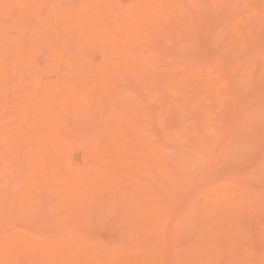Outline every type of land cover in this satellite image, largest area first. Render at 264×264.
<instances>
[{"label":"rangeland","instance_id":"1","mask_svg":"<svg viewBox=\"0 0 264 264\" xmlns=\"http://www.w3.org/2000/svg\"><path fill=\"white\" fill-rule=\"evenodd\" d=\"M71 1L70 0H44L43 7H44V10L45 9L47 10L49 7H51L50 4L53 2H55L56 6H58L59 3H61L60 6H70ZM74 1L76 2L75 5H80L81 3H89L93 0H74ZM114 1L119 5V7H121V10H119L118 12L115 13V14H118L119 19H123L126 16V13L128 14V12H126V11H129V9H131V7L135 4V2L139 3V0H114ZM223 1L224 2H222V0H220V1L218 0V2H217V0L216 1L212 0L211 4L213 7H210V8H209V6L211 4H210L209 0H208V3H205V4H202L199 2L200 3L199 5H197V4L195 5V3H196L195 2L193 5L196 7L191 6L192 5L191 4L190 5L191 8H188V6H189L188 5L187 10H188V12L191 10L189 13L192 14L191 16H192V19H194V20L191 21V20H187V18H186L183 21V20L179 19L178 21L180 22V20H181V21H183V23H178V24L176 23L177 26H175L176 25L175 24L174 25L175 27H173V29L169 31V35H170L169 36L170 38H168L169 40L166 39L167 37L155 36V35L159 34L158 31L160 30V28H157L152 36H148V37H145V39L142 38V39L138 40L137 42L138 43L140 42V44L130 43V40L125 41L124 38H123L124 41H122L123 39L120 40V38H119V40L122 42H120L118 40L120 43H117V44H119L118 46L121 45V47H123V48H124V45H126V47L129 45V47H130L129 50H132V51H129L128 48H126L128 51L127 54L129 55V57H132L134 54L136 55L135 57L140 55L141 57L139 56V58L143 59V60L146 59L147 57L148 58L151 57L152 58V59L150 58L152 60L151 62H154L153 64L150 63V65H147L148 67H146V68L144 67V71H143L142 75H141V72H136V77H134L135 75L131 74L130 72L127 74H123L125 77L123 75H120V76L116 75L117 77L113 78L114 82H112L113 84H111L113 87L116 86L115 87L116 91H120V90H123V91L125 90V92L128 91L129 93H127V94L129 96L128 95L127 96L128 97L131 96L130 98H132V99L133 98L137 99V97L139 96L138 100H137V101H139V103H137V101H135L134 99L133 100L137 104L133 105L131 103L133 105V108H134V109H132V106H130L132 111H134L132 113L136 112V114H137V112H138L137 117H136L138 119L137 121H139V118L142 116L145 118V119L141 118L140 122H138V123L141 124V122H143L144 123V124L142 123L143 125L146 124V126L148 128L151 127V128H149L150 133L147 134V136H148L147 140L146 139L144 140L145 143H144V141H141V142H143L144 146H146L147 149H149V148H151L150 147L151 145L157 144V143L161 144V141H163V145L166 144L164 149H167V151L164 150L165 151L164 153L167 155V156L165 155V161H166L165 162V168L167 167L168 170L170 169V171H172L173 169L176 168L175 167V166H177L176 160H178V158L179 159L182 158L181 160H185L184 165L186 166L192 160V155H196L197 153H199L201 155V160H199V162H196V164L194 165V168L192 167L193 169H191V171H190V169L188 170L190 172V174L188 172V174L190 176L189 175H187V176H189V177H186L184 175H179V177H176V178H178V180L175 179L176 183H175V181L173 182V184L175 183L174 187L176 186V184L179 185V187L182 186L181 187L182 189H179L180 193L177 190L174 194L171 193V197H170V196H166L167 194L166 195L163 194L164 196L162 194L159 195L161 193L159 191L157 192L158 194L151 192L152 194H150L148 197L145 196V197L141 198L142 199L141 201L137 200V202H136V200L132 201L130 199V200H128L129 202L126 201L124 203V206H125L124 208H125V211L127 212V214L132 212L133 209L137 210L139 208L137 205L141 206L143 204L144 205L146 204L148 206L149 204H151V205L153 204L155 206L156 203L160 204V205H158V210L160 211L161 215L164 217L163 220L165 219L164 221L167 224V226H166L167 229L165 227H162V226H164L163 224H160V227L158 226L159 230L156 229V233L154 232L155 234L153 235L152 232L154 231L155 228H152L151 221L150 222L148 221L150 224L147 221H146V223H144V221L147 219V217H145L144 215H143L144 218L141 217L142 214L139 215V218H141V219L137 218L138 215H136L137 219L136 218L132 219L129 217V214H128V216L126 214L125 216H123L124 219L123 218L121 219L120 217H122V215H124L125 212L124 211L120 212V213L116 212L118 205H117L115 199H114V201L112 200V202H110V204H109V199L103 200V198L104 199L106 198L103 195L107 196L106 193L101 194L99 196V201H102L104 203V206H103V209L105 210L104 214L100 213L98 207H94L92 209H89L87 207L88 201L85 203V205H83V202H81L82 203V211H79V209H81V204L79 205L78 203H80V202L77 203L78 205H73V204H75V202L77 200L72 201L73 204L72 205L70 204V206H68L69 204H67V206H63V204L61 203L62 206L60 208L56 207V209H55L56 212H54L53 208H55V205H57V201H58L57 196H56V195H58V191H56V193L52 194L53 191L50 192V190L48 189V191H49L48 192V191H46V189H47L46 188L45 190L41 191L40 197H43L44 194L46 196L47 193H49V194L51 193V194L49 195V197L47 195V197L44 196L45 198L43 197L40 200V204L42 201V204H44V206L39 205L40 206L39 208L42 211H40L38 209L34 213V214H36V216L38 215L37 216L38 218L36 216H34L33 213L27 214L24 211H23L24 213H22L18 208L19 203L16 202L17 206H15L16 204H14L15 203L14 201H13V204H11L12 202L10 200L14 198V196H15L14 194H13L14 196L12 198V196H10L11 194L9 193V197H10L9 200H7L8 196L6 194H4L6 197L3 196L0 199L3 202L2 204H0V215H2L4 212L5 213L3 215H5V214L6 215L0 216L2 218V219L0 218L1 224L4 223V224H2L3 227L0 226V228L3 229V231H1L2 229L0 230V238L12 236L14 234L18 235L19 237H21L22 235H25V236L29 235L33 239L40 242V246H39L40 248H38V250L41 252L40 256L42 254V258H43V253L47 252L48 245L50 247L51 246H53V247L62 246L64 248L68 247L67 243L73 242V240L68 239L69 238L68 234L71 232L70 230H72V233L75 232V234H76L78 232V237L76 236V238L79 239V236H81L80 239L85 240L93 250L95 249V252H97V254H99V255L101 254L104 256V253H105V255H106V253H108V255H106V256L108 258L110 257L109 259L114 262L113 264H120L119 262H117V260H118L117 256H119L118 255L119 252L121 253L123 251L122 250L118 251V248L119 249H123V248L125 249L126 246H128L126 248L128 251L129 250L132 251V252L129 251V252H131V255L134 252H137V254L141 253L145 259L144 260L145 262L143 260H141V262L137 261L138 263L135 260L136 263H134V264H143L142 262H144V264L145 263L146 264L147 263L148 264H152V263L155 264L156 262H158V260H156V258L154 260L155 262L152 261L150 263V261H149L150 260L149 259L150 254L152 252H154L152 250L156 247H158V249L160 248L159 250L157 248H156L157 250L154 249L155 250L154 253L158 252V254H156V257L158 255V257L162 256V258L161 257H160V259L158 258L159 260H165L166 259L162 263L158 262L156 264H163L164 262L166 264H168V263L170 264V262H172L171 264H176V263L177 264H180V263L181 264H191V262H194L195 264H198L200 262L202 264V262L204 260L207 261L206 263L204 261L205 264H207L208 262H211V264L212 263L213 264H237L238 258H241V257H242L241 260L239 259V264H240V261H241V263L244 262L245 264L249 263L248 261H250L249 264H262L263 263V262L256 263L257 261L256 262L254 261V255L256 256V259H257V257H259V255L261 254L259 258H260V260L262 259V261H264V258L262 257V256H264V252H262L264 249V243L262 244L260 241L261 239L262 240L264 239V237H263L264 236V233H263L264 232V169H263L264 168V164H263L264 163V114H263L264 113V0H236V1L232 0V1H234V2L231 1L232 3L229 0H223ZM206 5H208V7ZM73 7H77V6H73ZM197 9H199V11H201V10L205 11V12H203L202 15H200L201 18L198 16L199 20H201V22H202V16L204 15L203 16L204 22H202V23H200V21L198 22V24L200 23V25H198L196 23L197 21H195V20H198L197 19V13H196ZM131 13L133 14L134 12H131ZM12 14H13V16H17V13H14V11ZM185 16L186 15H184L183 17H185ZM118 18H117V20H119ZM115 24H116V19L113 18L112 20L109 21L108 25L113 26ZM28 25H29V27H33V23H29ZM10 27H11L9 30L10 32H8L6 29H4L5 32H2L3 36H4V33H6L8 36H11V37L12 36H19V37L22 36L21 35L22 32H20V30L18 31V29H16L17 27L16 28L12 27V22H11ZM236 31H238V34L242 33L241 35H242L243 39H241V41L243 42V44H241V47H239L241 41H240V39L238 40V34ZM243 32L246 33L245 37H247V38H245V39L243 36V34H244ZM254 32H256V33L259 32V34H258L259 36L257 34H255V37H254L253 36ZM256 35H257V37H256ZM239 37H240V34H239ZM235 39L237 42L235 41ZM244 40L246 43L245 46H244ZM76 43L77 42H75V41L69 42V45L67 46L66 51L71 53L76 49V47L78 49L79 43H77L78 45ZM127 43H130V44H127ZM236 43H237V46H236ZM73 44H75V45H73ZM133 44H136V46ZM132 45H133V47H132ZM242 46H244V47H242ZM121 47H119V48H121ZM119 50H121V49H119ZM119 50L118 51L113 50V52H111V55H110V58H113L116 62L118 60H120L122 57L121 52H119ZM102 51H103L102 49L100 50V49H94L93 48L92 53H91V60L93 58L94 63L101 61ZM122 52H124V51H122ZM43 54H44L43 52H42V54L38 53L36 55L37 59H35V61L42 68V70H43L42 73H44V76L55 78L57 73H59L58 76L62 77L63 74L61 76H60V74L62 72H64L65 69H67V66H60V68L61 67H63V68H61L62 70L59 69L60 71L57 72V69L59 68V66H57V68L54 66L55 70L52 68H49V66H48V64H49L48 59L49 58L47 59L46 53H45L46 57ZM127 54H125V55H127ZM130 55H132V56H130ZM142 57H145V58H142ZM123 61H125V60H123ZM50 70L51 71L54 70L55 72H57L56 75L53 76L55 73L53 71V73H54L53 74L52 72H50ZM64 74H65V72H64ZM202 74H205V75H202ZM192 75H194L195 77L197 76V78H196L197 80L195 82L193 81V83L188 80V78L192 77ZM251 75H253V76H251ZM58 76H56V77H58ZM205 76L213 77L214 78L213 82H216L215 89H213L214 91L212 94L209 93V91H208L209 88H207V86H205L206 82L205 83L203 82V80L204 81L209 80L207 77L205 78ZM184 78H186V79L184 80ZM189 79H192V78H189ZM181 80H184L183 82H185L186 84L181 82ZM200 80L202 81L203 85L201 82L199 83ZM189 82H191L192 83L191 85H194V86L187 85V83H189ZM195 83H196V85H195ZM118 86H119V88L117 89ZM210 86H212V85H210ZM153 93H156L158 96L155 94L156 96L153 97V95H154ZM142 94H144V95H142ZM232 96L235 100V103L232 101L233 100ZM119 100L116 99V100L108 101L105 104L106 108L108 109V112L106 114H108V115H102L101 113L95 114L94 121L91 120L90 116H88L86 114H84V115H78V114L72 115V117H71L72 121L70 122L71 130H70V128L68 129L70 131L68 134L66 133L67 138L71 139V141H73V139L74 140L76 139V141H77L78 140L77 138H79L80 139L79 141H83V142L87 143V141L93 139L96 135H98V133L101 130L103 131L105 129L106 125L111 124V126H114L117 123L121 124V121L124 123V121H123L124 118L122 119L121 110H124L126 106L128 107L129 106L128 103L130 101L128 102V99L127 100L123 99V101H126V104H124L125 102H123V101L121 102V100L120 101ZM134 101H133V103H135ZM187 101H189L190 105L188 104L189 107H187V108L185 107V109H183L182 104L188 103ZM257 102H259V104ZM233 103H234V105H233ZM163 104L166 105L167 107L165 108L163 106ZM255 105L257 108L255 107ZM252 108H253V111H252ZM114 109H115V111L117 109L116 113H115ZM126 109L127 110L129 109V111H131L129 107ZM260 109H261V111H259ZM124 111H126V110H124ZM254 111L257 113L260 112L259 114H257L259 116L255 115L256 113ZM147 112H149V113H147ZM139 113L142 114V116H140ZM145 113H147L148 115L149 114H151V115L153 114V115L147 116ZM250 115H251V117H250ZM150 116L152 117L151 118L152 120L149 118ZM252 116L254 118H252ZM118 117H119V119H117ZM132 117H135V116L133 115ZM262 117H263V119H262ZM255 118H257V119H255ZM258 118L261 120L260 122L257 121V120H259ZM120 119H121V121H120ZM152 121H154V122H152ZM197 122L200 124L203 122L207 123L206 128L204 127L202 132L196 129L197 127L195 124ZM152 123H156V126H155L156 128L153 126ZM143 125H142V129H146V127ZM153 127H154V129H153ZM64 130H65V128H64ZM144 132H146V131H144ZM147 133H148V130H147ZM259 133L262 135H260ZM189 134L191 135V137H189L190 136ZM163 135H165L166 137L165 136H164L165 138L162 137ZM164 140L167 142L165 143ZM2 144H3V142L1 141L0 147ZM139 144L141 145V143H139ZM138 145L136 144V146H138ZM140 145H139V147L143 146V145H141V146ZM142 148H145V147H142ZM135 149H136V147H135ZM193 149H194V151L196 150V152H197L196 154H192ZM136 150H130V154L132 157L139 158V159L141 158L142 160H145L148 157V153H142L144 151V149H143V151H140L142 149H138V151H136ZM83 151H85L83 146L76 148V149L74 148L73 150H70L66 154L67 155L66 158L69 159L68 161H70V158L75 159L76 161L74 160V162H75V164L78 165L77 167H80V166L82 167V165H83V167H89L91 165L90 162L92 159L90 160V157L84 158L85 156L83 155ZM142 154H144V155H142ZM211 156H213V159L210 158ZM87 158H89V159H87ZM149 158H151V157H149ZM151 159H153V158H151ZM199 159H200V157H199ZM145 161H143V162H145ZM147 161L150 163V164L148 163L150 166H154V160L152 161L153 164H151V160L148 159ZM159 162H161V161H159ZM92 163H93V161H92ZM156 163H158V162H156ZM8 164L3 163V161L0 160V171H2L4 174H7L8 177L15 182H17L19 179H23L20 177H23L25 175V173L27 172V168L24 167L23 172L18 174L16 171H14V169H11L10 165L7 166ZM75 164H73V165H75ZM261 164H263V165H261ZM260 167H262V168H260ZM101 168H102V164H101ZM153 170H154L153 172H157L156 166L153 168ZM257 172H260V173L257 175ZM169 173L170 172H168L167 174H169ZM14 174L17 175L16 178H15ZM167 174L166 175L162 174L163 177H162V175L160 176V175L156 174L155 175L156 177L153 176V178H151V177H149V178L153 179V180H151L152 183L159 182L157 184H154L153 186H156L157 189L160 190L161 186L158 184H160L161 181L163 182V179L165 180L164 182L168 181L169 175L171 176V173L169 175H167ZM179 174H181V173H179ZM255 174L257 175L256 176L257 178H254ZM253 175H254V177H252L253 178V180H252L251 176H253ZM177 176H178V174H177ZM13 177L15 180L13 179ZM55 177H56V175H55ZM17 178H19V179L17 180ZM52 178L54 179V176ZM258 178H260V179H258ZM246 180L249 181L250 183L248 184L246 182ZM162 182H161V185H162ZM128 183L125 182L124 186L132 189L133 184L130 182H128ZM174 187H172L170 189H173ZM19 188H20V186H19ZM15 189L18 190L17 188L14 187V190ZM21 189H23V188H20L19 193H16L17 195L20 194V192L22 191ZM30 189H28V190L30 191ZM37 189L38 188L36 186V189H33V194H34V191ZM1 190H3V189H1ZM154 190H155V188H154ZM38 191H39V189H38ZM182 191H184V192H182ZM4 192H6V191H4ZM241 192H243V193L241 194ZM12 193H15L13 191V189H12ZM178 193H179V195H181V193H182V195H181L182 197L177 195ZM220 193L223 195L222 197L224 198V201L227 202V204H229L228 202H231L230 203L231 205L230 206L228 205V207H230L229 209H231L232 207L235 208L234 209V211L236 212L235 218H237L236 220H238V218H239L238 222L241 220L239 224H241V225L245 224L246 234L248 233L247 231H249V234H247V235L248 236L250 235V236H249V238H246L249 241V244L251 243V245L255 246V244H252V242L254 240H256L257 238L260 239L259 241H257V243L261 244V248H260V245L258 246V244H256L258 246L257 248L254 247L256 249V252L254 251L255 249L252 247V249H254V250L248 252L246 255L245 254L246 252H244V251H247V247L246 248L245 247H239V249L244 248V250H242V251L246 255V256H244V258L246 259V262H245V259H243L244 254H242L241 252L238 253L239 249L237 247H236L237 248L236 249L234 246V248L236 249V251H235L234 248H232L233 247L232 244L228 243V245H226L227 241H225V239L227 240L229 233H227V230H225L226 231V233H225V231L222 229L223 228L228 229V227L230 226V222H228L229 217H227V216H229L230 212L227 213V210H229V209L223 210V208H225V206H224L222 208V213L224 211V214L220 213L221 212L220 209L222 206L220 207L219 204L220 205L221 204L227 205L226 203H219L218 205L216 204L218 202H216L217 198L215 196L217 195V197H219L218 195H220ZM175 194L178 196V198H177V196L175 197ZM245 194L247 195V197ZM34 195H32V196H34ZM109 196H108V198H110ZM101 197H102V199H101ZM207 197H210L209 198L210 201L208 200ZM212 197H215L216 199H214ZM175 198L178 199L179 202L178 201L174 202ZM58 199H59V195H58ZM169 199H170V201H169ZM211 199L215 200V201H213V203H212ZM250 199H252V200L250 201ZM4 200L7 202L9 201V202L5 203ZM119 200L120 199H118L117 201L119 202ZM199 200H200V203H199ZM207 200L209 201V204H207ZM219 200H221V199H217V201H219ZM1 201H0V203H1ZM221 201H223V200H221ZM72 202H70V203H72ZM247 202L252 203V205H249ZM111 203H113L112 209L109 208ZM202 203L204 205H201ZM197 204H200L201 207L206 205L204 207V209H206L208 207V210H206L207 212L205 211V214L209 213V211L211 214H208L207 216H205V214H203V216H202L201 215L202 211H197V209H202V208ZM7 205H9V206H7ZM64 205H65V203H64ZM43 207H44V209H43ZM120 207H119V210L121 209ZM136 207H137V209H136ZM217 207L220 209L216 210ZM1 208L2 209L4 208V210L2 211ZM14 208L16 209V210H14L15 212L13 211ZM57 208H58V210H57ZM210 208H211V210H210ZM130 209H132V211ZM17 210H19V212ZM48 210L51 212L53 210L54 214L51 212H47ZM88 210H90V214H88V216L91 215V217L93 219L90 221H92L93 223L89 222V220L87 219L88 217L86 218V220H84L85 216H82V215L87 214ZM72 211H74L73 215L71 214ZM78 211L81 213H84V212L85 213L84 214H81V213L77 214ZM240 211H242V213H240ZM20 212L22 213V215H20L21 214ZM15 213H18V214H15ZM74 213L76 214V217H75ZM203 213H204V210H203ZM214 213H216V214H214ZM14 214H15V216H14ZM24 214H25V216H24ZM217 214H218V217L220 218V221H219L218 217L215 218L217 216ZM219 214H220V216L226 217L228 219L227 220L224 219L226 221L223 220V222H221L223 217L221 218L219 216ZM225 214L227 216H224ZM26 215H27V218L30 217L29 215H33V217H30L31 219L29 218L32 223H30V220L26 218ZM66 215H67V217H66ZM238 215H239V217H238ZM23 216H24V218H23ZM55 216L59 217V218L61 217L62 219L65 218V220L67 219L66 220L67 222L65 220L62 221V219H56V221H54ZM195 216H196V218H195ZM209 216L211 218H214L215 220H217L218 223H220L219 228L220 227L221 228L219 229L217 226H215V228L217 227L216 229L218 230V233L220 232V230H221V232L223 231L222 232L223 236H222L221 232L219 234H217L216 232H213L214 230L217 231L215 228H213V231H212L210 229L211 226L210 227L208 226V229H206L207 226H203V224H205L204 222H206V221L208 222V220L210 219ZM4 217H5V219H4ZM14 217H15V219H13ZM16 217H17V219H16ZM80 217H81V219H80ZM68 218H69V221H68ZM75 218H77V219H75ZM194 218L198 221H193L192 219H194ZM205 218H208V220ZM33 219L35 220V222L39 221V219H41V220L39 222L35 223L33 221ZM214 219L213 220L211 219V221L209 220L210 223L209 222L208 223L209 224L212 223V225H215L216 221ZM26 220L28 221V223H26L27 222ZM80 220H82V221H80ZM87 220H88V222L85 223V221H87ZM94 220H96V221H94ZM133 220H136V223L133 222ZM204 220H206V221H204ZM3 221H5V222H3ZM41 221L44 222V223H42V226L40 225ZM214 221H215V223H213ZM252 221H253V223H252ZM259 221H261V222L259 223ZM131 222H133L132 227H129L130 226L129 224H131ZM137 222L139 223V225ZM201 222L203 224H201ZM6 223H8V224H6ZM89 223H90V225H89ZM152 223H153V221H152ZM191 223H193V225H191V226L195 230H193L192 227L190 229L189 224H191ZM227 223H229V225ZM25 224H26V227H25ZM58 224H59V226H58ZM86 224L88 226H86ZM221 224H223L225 227ZM142 225L144 226V232L145 233L142 231L143 230ZM147 225L149 226L148 228H147ZM199 225L202 226L204 230L201 229V227ZM206 225H207V223H206ZM64 226H65V228H64ZM133 226H135V228ZM136 226H138V227L140 226L138 228L140 233L138 234V232H137L138 230L136 231V233L140 237L134 236V237H131L130 239H132V242H133L134 238L136 240V237H138V240H139L143 236L142 241H143V244H145L144 245L145 247H143V246L138 247V244H140V243L138 242V240H137V242L134 240L135 241L134 244L137 243L136 244L137 248L134 249L133 248L134 244L131 241L128 242L130 239L127 240V238L130 237L129 236L130 230H133V229L136 230L137 229ZM153 226L155 227V224ZM194 226H195V228H194ZM197 226H199V228H197ZM158 227H156V228H158ZM161 227H162V229L163 228H165V229L161 230L160 229ZM168 227H170V228L168 229ZM239 227H241V226L239 225ZM28 228H30L29 230L31 231V232L29 231V233L27 231ZM34 228H35V230H34ZM36 228H38V229L36 230ZM66 228H69V230ZM79 228H81V229H79ZM129 228H131V229L129 230ZM76 229H78V230L75 231ZM146 229H148L147 232H146ZM149 229L152 231L150 232ZM196 229L197 230L199 229L198 230L199 233L200 232L202 233V230H203V234H204L203 237H205V234H207V236H206L207 238L210 237L209 235H211L212 232H213L212 234H214V235L217 234L218 237L211 235L213 238L211 237V238L206 239L207 242L204 243L205 245H207V243L208 244L210 243V245H207L205 247V245L202 244L205 238L201 237V233L199 234ZM251 229H252L253 233L250 231ZM135 230H133L134 233H135ZM165 230H167L168 233ZM185 230H186V232H185ZM192 230H193V232L196 231L197 233L194 232L195 233L194 234L192 232ZM209 230L212 232L209 233L210 232ZM24 231H25V233L27 231V233L25 234ZM34 231L36 234L34 233ZM57 231H60V232L57 233ZM133 231H132V233H133ZM163 231H165V232H163ZM66 232H68V233H66ZM80 232H83V233H80ZM157 232H159V233L157 234ZM205 232H208L209 234L205 233ZM40 233H41V235H39ZM162 233H163V236L161 235ZM188 233L189 234L193 233L192 234L193 236L189 235L190 236L189 237ZM43 234H45V235H43ZM63 234L65 236L67 235L68 238L65 237ZM197 234L200 236H198ZM252 234H254V235H252ZM16 235H14V236H16ZM62 235L64 236V239H63ZM70 235L72 237H75V235H73L71 233L69 234V236ZM172 235H174L173 239H172V237H173ZM260 235H262L261 238H260ZM55 236H57V237H55ZM71 236H70V238H72ZM251 236H253V237H251ZM215 237L216 238H222V239H220L221 244H218L215 242H214L215 243L214 244V243H212L213 241L210 242V240L211 239L214 240ZM153 238H155L156 241ZM170 238H171V240L174 241V243H173V241L171 243ZM251 238H253V241ZM51 239H52V241H51ZM54 239L57 242H55ZM167 239L170 241L169 244L171 247L168 246L169 241H167ZM62 240L66 241L67 243H65V242L62 243L63 242ZM67 240H69V241H67ZM162 240H163V242H161ZM222 240H224L226 244ZM152 241H155V244H153ZM47 242L49 244L46 245L47 246L46 247L45 244ZM50 242H52V243H50ZM180 242L182 245L180 244ZM216 242H217V239H216ZM222 242H223L224 246H223ZM60 243H61V245H60ZM160 243L162 245L166 244L165 247L161 246ZM176 243H179L178 244L179 247L177 246ZM219 243H220V241H219ZM151 244H153V245H151ZM157 244H159V246H157ZM173 244H175L176 247H174L175 245H173ZM216 244L221 245V246H218ZM203 245H204V247H201ZM212 245H215V246H212ZM167 246L169 247L170 250L168 249ZM229 246H231V248ZM121 247H123V248H121ZM193 247L194 248L196 247L195 249H197V248L199 249V250H196L195 252L198 253V251H199L200 255L198 253V256L200 259H203V261H200L199 258H198L199 262L197 261V257H196L197 254L196 253L194 254L195 249L193 250ZM208 247H209V249H208ZM217 247H219V248H217ZM220 247H221V249H220ZM23 248H25V247H23ZM110 248H111V250H109ZM129 248H133V250L129 249ZM150 248L152 250H150ZM171 248L178 250L177 253L178 252L179 253H178L177 259L179 257L180 258L177 261H181L180 263H178V262L173 263L176 260L175 257L177 256L176 255L177 253L175 252V250L174 251L171 250ZM190 248H191V250H193V254H192L191 250L189 251ZM206 248H207V250H205ZM147 249L150 250V253L145 252V251H147ZM163 249L166 253L163 251ZM167 249H168V251H167ZM179 249H181L182 251H180ZM202 249H204V251H206V252L201 253ZM212 249L213 250L214 249H216V250L220 249V250H218V251L215 250V252H217V253H215L214 251H212ZM115 250L117 253L113 254L115 256L114 257L111 253H114ZM208 250L211 253L212 252H214V253L208 254L209 253V252H207ZM66 251H68V250H66ZM66 251L64 252L65 254L63 253V251H62L63 254L60 253L61 251L60 252L57 251L55 257L58 258V259L56 258L57 260H59V259L60 260L57 261V260H55V257H53L52 260L54 259V263L52 262L51 259H48L47 257H45L46 259L45 258L43 259L44 260V263H43L42 258L38 255L40 259L36 258L37 261L35 259V261L33 260V262H31V264H41V261H42V264H56L57 262H59L61 264H62V262L66 263L68 260V258L66 260V257H68V253H69V251H68V253L66 255ZM106 251H108V252H106ZM183 251H184V253H183ZM172 252L174 253V256L172 255ZM236 252L238 253L237 255H236ZM148 253H149V255H148ZM154 253L152 254L151 257H153L155 255ZM180 253H182L181 256L183 258L180 256ZM240 253L242 255H240L238 257V255ZM256 253L257 254L260 253V254L256 255ZM61 254H62V256H61ZM165 254L168 255V257L170 258V260H169L170 262H168V259H167L168 257L165 256ZM79 255H81V257L78 256V258L81 259V261L78 258H76V259H78V260H76L77 262L78 261H79V263L88 262V258L85 254H79ZM128 255H130V253H128ZM146 255L149 258H146L145 257ZM82 256H85L86 258L82 257ZM111 256L114 258H112ZM134 256L135 255L133 254V257ZM163 256H165V257H163ZM171 256H173L172 261H171ZM185 256H186V259H185ZM187 256L189 257V259ZM1 257H2V255L0 253V258ZM192 257L195 258L196 260H194ZM83 258L86 260L83 261ZM120 258L121 257H119V260H120ZM140 258L141 257H139V259ZM174 258H175V260H174ZM259 258H258V261H259ZM109 259L107 260V262H108L107 264H110ZM114 259H116V261ZM134 259H135V257H134ZM147 259L149 262H146ZM153 259L154 258H152V260ZM235 259H237V260H235ZM128 260H130V259H128ZM18 261L19 260H17V262H15V263L17 264ZM20 261H19V263L23 264L22 262H24V260L21 259ZM112 261H110L111 264H112ZM189 261H190V263H189ZM132 262H134L133 259L130 263H132ZM27 263H28V261L24 262V264H27ZM121 263H123V262H121ZM194 263H192V264H194ZM244 263H242V264H244Z\"/></svg>","mask_w":264,"mask_h":264},{"label":"bare ground","instance_id":"2","mask_svg":"<svg viewBox=\"0 0 264 264\" xmlns=\"http://www.w3.org/2000/svg\"><path fill=\"white\" fill-rule=\"evenodd\" d=\"M209 1L211 4L212 0H209ZM229 1L231 2L232 0H229ZM199 2L202 4H205V3H208V0L207 1L206 0H139V3L135 2V4L133 3L134 5L132 7L130 6L131 9H129V11H126V12H128V14L126 13V16L123 19H119L118 14H115V13L118 12L119 10H121V7H119V5L114 0H93L89 3H81L80 5H75L76 2L74 0H72L70 2L71 3L70 6H60L61 3H59L58 6H56L55 2H53L51 4L49 3L51 5V7H49L47 10L46 9L44 10V7H43L44 0H0V32H1L0 33V142L1 141L3 142V144L0 147V158H1L0 160H2L3 163H7V164L9 163L7 166L10 165L11 169H14V171H16L18 174L23 172L24 167L27 168V172L25 173V175L23 177H20L23 179L17 178V180L19 179L17 182L11 180L7 174H4L2 171H0V199L3 196L6 197L4 194H6L9 197V193H10L11 194L10 196H12V198L15 195L14 198L10 200L12 203L11 202L10 203L13 204V201H14L15 202L14 204H16L15 206H17V203H19L18 208L22 213H24V212L27 214L33 213V215L36 216V214H34V213L38 209L40 211H42L39 207L42 205L44 206V204H42V201L40 204V200L45 196V194H44L45 192L43 193L44 196L40 197L41 191L45 190L47 188L46 191H48V189H49L50 192L53 191L52 194L56 193V191H58V195H59L60 200L58 199V195L55 194L57 196V200H58L57 205L58 206L55 205V208H53L54 212H56V210H55L56 207L60 208L62 206L61 203L63 204V206H67V204H69L68 206H70V204L71 205L73 204L72 201L77 200L75 202V204H73V205H78V204L80 205L81 204V209H79V211H82V203L81 202H83V205H85V203L88 201L87 207L89 209H92L94 207H98L100 213L104 214L105 213V210L103 209L104 203L102 201H99V196L101 194L106 193L107 196L103 195L106 197L105 199L103 198V200L109 199V204H110V202H112V200L114 201V199H115L116 203L118 205L116 212L120 213V212L124 211L125 212L124 215H122V217H120L121 219L122 218L124 219L123 216H125L127 214V212L125 211V208H124L125 207L124 203L130 199L132 201L136 200V202H137V200L141 201L142 200L141 198H143L145 196L148 197L150 194H152L151 192L158 194L157 193L158 191L161 192L159 195H161V194L166 195L167 194L166 196H170V197H171V193L174 194L177 190L180 193L179 189H182L181 188L182 186L179 187V185L176 184V186L178 188L176 186H175L176 188L174 187L176 180H178V178H176V177H179V175H184L186 177H189L190 172L188 170L190 169V171H191V169L194 168V165L196 164V162H199V160H201V155L199 153H197L196 150L194 151V149H193L192 154H196V153L197 154L196 155L191 154L192 160L186 166L184 165L185 160H181L182 158L181 159L178 158V160H176L177 166H175L176 168L173 169L174 171L173 170L170 171V169L168 170L167 167L165 168V162H166L165 161V155L166 154L164 152L167 151V149H164V147H165V145H166L165 143L167 141L164 140L165 145H163V141H161V144H159V143H157L158 145L153 144L154 146L151 145L150 146L151 148L147 149V147L144 146V143H145L144 140L145 139L147 140V137H148L147 134L150 133L149 128H151V127L148 128L146 126V124L143 125L144 124L143 122H141V124L138 123V122H140L141 118L145 119L142 116V114L139 113L140 116H142V117H140L139 121H137L138 119L136 117H137L138 112H137V114H136V112L132 113V112H134V111H132V109H134L133 105L139 103V101H137L139 96L137 97V99L133 98L135 101H137V103H136L132 98H130L131 96L128 97L129 96L127 94V93H129L128 91L127 92H125V90L124 91L123 90L116 91V88H115L116 86L113 87L111 84H113L112 82H114V79H113L114 77H117V76H120L123 74H127L129 72L131 74L135 75L134 77H136V72H141V75H142V73L144 71V67L146 68V67H148L147 65H150V63L151 64L154 63V62H151L152 58L150 56L149 57L151 59L147 57L146 59L143 60V59L139 58L140 55L135 57L136 55L135 54L133 55L131 53L134 57L132 55H130L132 57H129V55L127 54L128 51L126 49V48H128V50H129V48H130L129 45L127 47H126V45H124V48H123V47H121V45L118 46L119 44H117V43L124 41V39H125V41L130 40V43H138L137 42L138 40H140L142 38L145 39V37H148V36H152L157 28H160V30L158 31L159 34H157L155 36L167 37L166 39L170 38L169 37L170 36L169 31L172 30L173 27L177 26L178 23H183V21L186 18H187V20H191V21L194 20V19H192V16H191L192 14L189 13L191 10L189 9L190 11L188 12L187 6L189 5L188 8H191V6L196 7L193 4L195 3V5L196 4L199 5L200 4ZM217 2H218V0H217ZM222 2H224V1L222 0ZM232 2H234V1H232ZM73 6H77V7H73ZM206 6L208 7V5H206ZM210 7H213L212 4L209 6V8ZM13 11H14V13H17V16H13V14H12ZM131 12H134V13L132 14ZM203 12H205V11L204 10L199 11V9L196 10L198 20H195V21H197L196 22L197 24L199 21H200V23L204 22V18H203L204 15L202 16V22H201V20H199V17H200V15L203 14ZM184 15H186V16L183 17ZM113 18L116 19V24L113 26H109L108 25L109 21L112 20ZM117 18L119 20H117ZM179 19H181L183 21L180 20V22H179L178 21ZM11 22H12V27H15V28L17 27L16 29H18V31L20 30V32H22V34H21L22 36H20V37L19 36H12L11 37V36H8L6 33H4V36L2 35L3 34L2 32H5L4 29H6L8 32H10L9 30L11 28L10 27ZM29 23H33V27H29V25H28ZM200 23L198 25H200ZM236 32L238 34V31H236ZM239 34H240V37H239ZM239 34H238V40L240 39V41H241V39H243V37L241 35L242 33H239ZM253 34H254L253 36L255 37V34L258 35L259 32L258 33L254 32ZM257 35H256V37H257ZM243 36H244V39L247 38V37H245L246 33H244ZM119 38H120V40H122L123 38L124 39L122 41H120ZM236 39H235V41H236ZM72 41L79 43V45L76 43L78 45V49L76 47V49L73 52L69 53L68 51H66V48L69 45V42H72ZM130 43H127V44H130ZM138 44H140V42ZM241 44H243L242 41H241L239 47H241ZM73 45H75V44H73ZM133 45L136 46V44H133ZM133 45H132V47H133ZM245 45H246V43L244 40V46ZM236 46H237V43H236ZM244 46H242V47H244ZM119 47H121V48H119ZM93 48L103 50L101 61H98L96 63L93 62L94 61L93 58L91 60V53H92ZM119 49H121V50H119ZM113 50H117V51L119 50V52H121V56H122L121 59L122 58L123 59L122 60L120 59L116 62L113 58H110L111 52H113ZM122 51H124L125 53ZM129 51H132V50H129ZM42 52L44 53L43 54L44 56L46 53L47 59L49 58L48 59L49 68L54 69L55 67L57 68V66H59V68L57 69V72H58V71H60L59 69L63 68V67L60 68V66H67V69H65V71H64L65 74H64V72H62L60 74V76L63 74L62 77L58 76L59 73L55 72L54 71L55 69L53 70L55 74L53 73V71H51L52 69L50 70V72H52L54 74L53 76H55L57 73L56 76H58V77L55 76V78H53V77L46 76L47 77L46 78L44 76V73H42L43 72L42 68L35 61V59H37L36 55L38 53L42 54ZM125 54H127V55H125ZM142 58H145V57H142ZM123 60H125V61H123ZM202 75H205V74H202ZM251 76H253V75H251ZM194 77L195 76L192 75V77H189L192 79L188 78V80L193 83V81L195 82L197 80L196 79L197 76L195 78ZM206 77L207 76H205V78ZM213 77L210 76V77H207L209 80H205V81L203 80L204 83L206 82L205 86H207V88H209L208 91L210 94L213 93V91H214L213 89H215V85H216V82H213L214 81ZM185 79L186 78H184V80ZM184 80H181V82H183ZM191 82L187 83V85L194 86V85H191L192 84ZM200 82L202 83L201 80L199 81V83ZM183 83L186 84L185 82H183ZM195 85H196V83H195ZM202 85H203V83H202ZM210 85H212V86H210ZM118 88H119V86L117 87V89ZM153 94H154L153 97L157 95L156 93H153ZM142 95H144V94H142ZM232 98H233V96H232ZM116 99L117 100L120 99L121 102L123 101V99H125V100L128 99V102L130 101L128 103L129 104L128 107L130 108L131 111H129V109L128 110L126 109V108H128L127 106L124 109L126 111L121 110L122 119L124 118V120H123L124 123L120 119L121 124L117 123L114 126H111V124L106 125L105 129L103 131L101 130L98 133V135H96L93 139L87 141V143H85L83 141H79L80 140L79 138H77L78 139L77 141H76V139L75 140L73 139V141H71V139L67 138L66 133L68 134L69 131L71 130L70 122L72 121V119H71L72 115H75V114L84 115V114H86V115L90 116L91 120L94 121L95 114L101 113L102 115H108V114H106L108 112V109L106 108L105 104L108 101L116 100ZM133 101L135 103H133ZM232 101L235 103L234 98ZM123 102H125L124 104H126V101H123ZM187 102L188 103L182 104L183 109H185V107L186 108L189 107L188 104L190 105V103H189V101H187ZM234 103H233V105H234ZM257 103L259 104V102H257ZM256 105H255V107H256ZM130 106H132V109ZM163 106L165 108L167 107L164 104H163ZM253 108H252V111H253ZM114 111H115V109H114ZM116 111H117V109H116ZM116 111H115V113H116ZM259 111H261V109ZM147 113H149V112H147ZM147 113H145L147 116L151 115V114L148 115ZM255 113L254 114L257 115L260 112L259 113L255 112ZM133 115L135 117H132ZM251 115H250V117H251ZM151 116L149 117L150 119L152 118ZM257 116H259V115H257ZM252 118H254V117L252 116ZM117 119H119V117ZM255 119H257V118H255ZM262 119H263V117H262ZM257 121L260 122L261 120L259 119ZM152 122H154V121H152ZM152 124L154 127L156 126V123H152ZM142 125L145 126L146 129H142ZM195 125L197 127L196 129L202 132L204 127L206 128L207 123L203 122L200 124L197 122ZM154 127H153V129H154ZM64 128H65V130H64ZM69 128H70V130H68ZM147 130H148V133H147ZM144 131H146V132H144ZM165 135H163L162 137H164ZM260 135H262V134H260ZM189 137H191V135ZM141 141H144V143ZM139 143H141V145H143L142 147H145L148 151L145 148L139 147V145H140ZM136 144L137 145L139 144V145L136 146ZM82 146L85 150V151H83V155L85 156L84 158L90 157V160L92 159L90 162L91 165L89 167H83V165H82V167L81 166L77 167L78 165L75 164V162H74L75 159L70 158V161H68L69 159L66 158L67 157L66 154L70 150H73L74 148L76 149V148H79ZM135 147L137 150L135 149ZM138 149H142L140 151H143V149H144V151L142 153H148V157L145 159L146 161L142 160L141 158L139 159V158H134L131 156L130 150L138 151ZM142 155H144V154H142ZM149 157H151L153 159H151ZM199 157H200V159H199ZM210 158L213 159V156H211ZM87 159H89V158H87ZM148 159L151 160V164H153L152 161L154 160V166L149 165L150 163L147 161ZM92 161H93V163H92ZM143 161H145L147 164ZM159 161H161V162H159ZM156 162H158V163H156ZM73 164H75V165H73ZM101 164H102V168H101ZM263 164H261V165H263ZM155 166H156L157 172H153L154 171L153 168ZM260 168H262V167H260ZM168 172L171 173V176L169 175L170 173L167 174ZM188 172H189V174H188ZM179 173H181V174H179ZM259 173L260 172H257V175ZM156 174L160 175V176L162 174L163 175H166V174L169 175V177H168L169 182L168 181L164 182L165 180L163 179L164 183L161 181L163 186L161 185V182H160V184H158L161 186L160 190H158L156 186H153L154 184H157L159 182L152 183L151 180H153V179L149 178V177L153 178V176H155ZM177 174H178V176H177ZM55 175H56V177H55ZM163 175H162V177H163ZM187 175H189V176H187ZM257 175L255 174V177H254V175L251 176V179L253 180L252 177L257 178L256 177ZM16 176L17 175H15V178H16ZM53 176H54V179L52 178ZM13 179H14V177H13ZM258 179H260V178H258ZM174 181H175V183L173 184ZM125 182L132 183L133 188L130 189V188H127L126 186H124ZM246 182L248 184L250 183L247 180H246ZM19 186H20V188H23V189H21L22 191L20 192V194L17 195L16 193H19V191H20ZM36 186L39 189V191H38V189L35 190L34 191L35 195H34L33 189H36ZM171 186L174 188L170 189V188H172ZM14 187L17 189L19 188V189L18 190L15 189L16 190L15 191ZM30 188L31 189L33 188V189L31 190ZM154 188H155V190H154ZM1 189H3V190H1ZM12 189L15 193H12ZM28 189H30V191ZM4 191H6V192H4ZM182 192H184V191H182ZM179 193L177 195H179ZM242 193L243 192H241V194ZM50 194L47 193L45 197H47V195L49 197ZM32 195H34V196H32ZM177 195L175 194V197ZM181 195H182V193H181ZM181 195H179V196H181ZM108 196L110 198H108ZM218 196L219 197H217V195H216L215 197L217 199H221L223 201L219 200L220 201L219 202V201H217V199L215 197H212V198L216 199V202H218V203H216L217 205L219 203H226L227 204V202L224 201V198L222 197L223 195L221 193ZM8 197H7V200L10 199V197L9 198ZM246 197H247V195H246ZM177 198H178V196H177ZM207 198L209 200L210 197H207ZM101 199H102V197H101ZM118 199H120L119 202L117 201ZM5 200H4L5 203L9 202V201L7 202ZM208 200H207V204H209V201H210V200L209 201ZM251 200L252 199H250V201ZM169 201H170V199H169ZM176 201H178V199L175 198L174 202H176ZM213 201H215V200H212V203H213ZM70 202H72V203H70ZM78 202H80V203H78ZM249 202H247V203L249 205H252V203H249ZM2 203L3 202L1 201L0 204H2ZM64 203H65V205H64ZM199 203H200V200H199ZM228 203L229 204H227V205H224V204L220 205L219 204V206L220 207L222 206V207H221V209L217 207L216 210L220 209V211H221L220 213L224 214V211L222 213V208L225 206V208H223V210L229 209L230 207H228V205L230 206L231 202H228ZM112 204L113 203H111V205L109 207L111 209L113 208ZM149 205L147 206L146 204L145 205L143 204V205H141L142 207L137 205L139 207L138 208L139 210L137 209V207H136L137 210L133 209L134 212L132 211V209H130L132 212H130L128 214H129V217L132 219H135L136 215H138L137 218H139V215H141V214H142L141 217H143V215L145 217H147V219L144 221V223H146V221L147 222L151 221L152 228H155L154 231L152 232L154 235L156 233V229L159 230L160 224H163L164 226H162V227H165V228H166L167 224L164 221L165 219L163 220L164 217L161 215L160 211L158 210V205H160V204L156 203L155 206L153 204L152 205L149 204ZM197 205L200 206V204H197ZM201 205H204V204L202 203ZM7 206H9V205H7ZM205 206H203V207L200 206L202 209H197V211H202V214H201L202 216H203V214H205V211L208 210V207L206 209H204ZM119 207L121 208L120 210H119ZM58 208H57V210H58ZM43 209H44V207H43ZM234 209L235 208L232 207L231 209L227 210V213L230 212L229 216H227L226 215L227 213L225 212L226 214L224 216L229 217V219L226 217L220 216V214H219V216L221 218L223 217L221 222H223L224 219H226V220L228 219V222H230V226H231V227L229 226L228 229L227 228L222 229L224 231L227 230V233H229L227 240L225 239V241H227V244L225 243L224 240H222V241L226 245H228V243L232 244L233 245L232 248H234V246H235V248L237 247L238 249H239V247H245V248L247 247V251H244V252H246L245 254L247 255L248 252L253 251L259 245L261 248V244L257 243V241H259L260 239L257 238L258 239L257 240L254 237L256 239V240H254L256 242L255 243L253 241V238H251L253 241L252 244H255V246L251 245V243L249 244V241L246 239V238H249V236H250V235L249 236L247 235V234H249V231H247L248 233L246 234L245 224L244 225L239 224L241 221L240 220L238 222L239 218H238V220H236L237 219V218H235L236 212L234 211ZM1 210L3 211L4 208L3 209L1 208ZM14 210H16V209L14 208L13 211ZM19 210H17V211L19 212ZM203 210H204V213H203ZM210 210H211V208H210ZM79 211L77 212V214L81 213ZM242 211H240V213H242ZM47 212H51V211L48 210ZM73 212L74 211L71 212L72 215H73ZM22 213L20 215H22ZM51 213H53V210ZM75 213H74V215L76 217ZM84 213H81V214H84ZM3 214L0 216L6 215V214L5 215H3ZM15 214H18V213H15ZM15 214H14V216H15ZM88 214H90V210H88L87 214L82 215V216H85L84 220H86V218L88 217L87 219L89 220V222L93 223L92 221H90L93 218L91 217V215L88 216ZM128 214H127V216H128ZM208 214H211L210 211H209V213L205 214V216H207ZM214 214H216V213H214ZM33 215H29V216L33 217ZM24 216H25V214H24ZM24 216H23V218H24ZM66 217H67V215H66ZM81 217H80V219H81ZM217 217H218V214L215 218H217ZM238 217H239V215H238ZM26 218H27V215H26ZM29 218H27V219H29ZM195 218H196V216H195ZM195 218L192 220L198 221ZM4 219H5V217H4ZM13 219H15V217ZM16 219H17V217H16ZM34 219H33V221L35 222L36 219L35 220ZM56 219H62V218L55 216L54 221H56ZM75 219H77V218H75ZM139 219H141V218H139ZM205 219L208 220V218H205ZM211 219L213 220L214 218L210 217L209 220L211 221ZM218 219L220 221L219 217H218ZM40 220L41 219H39V221ZM64 220H65V218L62 219V221H64ZM88 220L85 221V223H87ZM96 220H94V221H96ZM209 220H208V222L210 223ZM226 220H224V221H226ZM39 221H37V222H39ZM68 221H69V218H68ZM80 221H82V220H80ZM152 221H153V223H152ZM204 221H206V220H204ZM215 221H216V223H215ZM215 221L213 222V223H215V225H212V223L209 224L207 221L204 222L205 224H203L202 222H201V224H203V226H207V228L205 227L206 229H208V226L209 227L211 226L210 229L213 231V228H215V226H217L218 228L220 226V223H218L217 220H215ZM3 222H5V221H3ZM37 222H35V223H37ZM133 222L136 223V220H133ZM133 222H131V224L128 223L130 225L129 227H132ZM260 222L261 221H259V223ZM26 223H28V221ZM30 223H32L31 220H30ZM42 223H44V222L41 221V223H40L41 226H42ZM193 223L189 224L190 229H191V227H192L191 225H193ZM206 223H207V225H206ZM252 223H253V221H252ZM2 224H4V223H2ZM2 224L0 222V226H2ZM6 224H8V223H6ZM154 224H155V227L153 226ZM227 224L229 225V223H227ZM89 225H90V223H89ZM138 225H139V223H138ZM148 225H147V228L149 227ZM221 225H223V224H221ZM239 225L241 227H239ZM58 226H59V224H58ZM86 226H88V225L86 224ZM195 226H194V228H195ZM199 226H197V228H199ZM25 227H26V224H25ZM133 227L135 228V226H133ZM139 227L136 226V228H137L136 230L132 228L133 230H135V233L133 230H130L131 228H129V230H130L129 236L130 237H128L127 240L130 239L131 237L139 236L138 235L140 233L138 230ZM156 227H158V228H156ZM162 227L160 228L161 230L165 229V228L162 229ZM200 227H201V229H203L202 226H200ZM38 228H36V230ZM64 228H65V226H64ZM169 228L170 227H168V229ZM1 229L2 228H0V230ZM29 229L30 228H28V230H27L28 233L30 231ZM66 229L69 230V228H66ZM79 229H81V228H79ZM142 229L141 230L144 232V226L142 227ZM192 229H193V227H192ZM34 230H35V228H34ZM77 230L78 229H76L75 231H77ZM147 230L148 229H146V232H147ZM193 230H195V229H193ZM193 230H192V232H193ZM198 230H197V232L199 233ZM203 230H202V233L200 232L201 237L204 236ZM1 231H3V229ZM27 231H26V233H27ZM70 231H71L70 233L75 235V237H72L70 235L72 237V238H70V236H69L70 233L68 234L69 238L67 237V235L66 236L64 235L65 233L63 235L65 237H67L69 240H73V242L67 243L66 241L62 240L63 241L62 243H64V242L67 243L68 247H66V248H64L62 246H60V247L51 246L50 247L48 245L49 243L47 242L45 244V246L48 245V247L46 246L48 249H47L46 253L45 252L43 253V258H42V254L40 256L41 252L38 250V248H40L39 247L40 242L33 239L29 235H26V236L22 235L21 237H19L18 235L13 233L16 236L12 235V236H8V237H1L0 238V253H1L2 257L0 258V264H14L15 262H17V260L20 261L21 259L24 260V262L28 261L27 264H31V262H33V260L35 261L36 258L38 259L39 256L42 258V261L44 263L43 259L45 257L52 260V258L55 257L57 251H59V252L61 251L60 253H62V251H63V253H64L66 250L69 251V253H68V251H66V255L68 253V257H66V260H67V258H68V260L66 263L62 262V264H107L108 263L107 260L110 258V257L108 258L106 256V255H108V253H106V255L104 253V256L101 254L100 255L97 254V252H95V249L93 250L85 240L80 239L81 236H79V239L76 238V236L78 237V232L75 234V232L72 233V230H70ZM132 231L134 234L132 233ZM136 231L138 232V234L136 233ZM151 231L152 230H150V232ZM165 231L168 233L167 230H165ZM165 231H163V232H165ZM212 231H210L209 233H211ZM250 231L253 233L252 229ZM59 232L60 231H57V233H59ZM159 232H157V234ZM185 232H186V230H185ZM194 232L197 233L196 231H194ZM208 232H205V233H208ZM213 232H216L217 234H219L221 232V230L219 233H218V230L217 231L214 230ZM24 233H25V231H24ZM34 233H35V231H34ZM66 233H68V232H66ZM80 233H83V232H80ZM212 233H211V235H214ZM225 233H226V231H225ZM192 234L188 233V236L192 235ZM217 234L214 236L218 237ZM39 235H41V233ZM43 235H45V234H43ZM161 235L163 236V233ZM211 235H209L210 237H208V238H211L212 237ZM252 235H254V234H252ZM64 236H63V239H64ZM172 236H173L172 237V239H173L174 235H172ZM198 236H200V235H198ZM206 236H207V234H205V237H203V238H205L204 241L206 239H208ZM222 236H223V233H222ZM261 236L262 235H260V238H261ZM55 237H57V236H55ZM216 237L214 239L215 241L211 239L210 242L213 241L212 243L215 242V243L221 244L220 239H222V238H216ZM251 237H253V236H251ZM155 238H153V239H155ZM216 239H217V242H216ZM69 240H67V241H69ZM134 240H135V238L133 239V242H132V239H130L128 242L131 241L134 244L135 241L137 242L138 237H136L135 241ZM142 240H143V236L141 239L138 240V242L140 243V244H138V247L139 246L145 247L144 246L145 244H143ZM170 240H171V238H170ZM218 240L220 241V243ZM263 240L262 239L260 240L262 244L264 243ZM51 241H52V239H51ZM54 241H55V239H54ZM155 241H156V239H155ZM155 241H152L153 244H155ZM167 241H169V240L167 239ZM172 241L173 240H171V243H172ZM204 241L202 244L207 242V240L205 242ZM55 242H57V241H55ZM161 242H163V240ZM223 242H222V244H223ZM50 243H52V242H50ZM169 243H170V241L168 242V244ZM173 243H174V241H173ZM136 244L137 243L134 244L135 246L133 245L134 249L137 248ZM153 244H151V245H153ZM176 244L178 246L179 243H176ZM180 244H181V242H180ZM218 244H216V245H218ZM256 244H258V246ZM60 245H61V243H60ZM160 245L165 247L166 244L162 245L160 243ZM173 245H175V244H173ZM204 245L201 247H204ZM207 245H210V243L209 244L207 243ZM207 245H205V247ZM157 246H159V244H157ZM168 246L171 247L170 244ZM212 246H215V245H212ZM218 246H221V245H218ZM223 246H224V244H223ZM23 247H25V248H23ZM127 247L128 246H126V248ZM169 247H168V249H169ZM174 247H176V245ZM229 247L231 248V246H229ZM252 247L253 248L255 247V248L252 249ZM121 248H123V247H121ZM126 248L125 249L123 248L124 250L118 248V251H121V250L123 251L121 253L119 252V254H118L119 256H117L118 260H119V257H121L119 261L117 260V262H119L120 264H123V263L129 264L132 261V259L134 260V262H132L130 264H134L137 261L141 262V260H143V261L145 260L141 253L137 254V252H134L131 255L132 251L129 250V251H131V252H129ZM133 248H129V249L133 250ZM151 248H150V250H152ZM156 248L158 249V247H156ZM156 248H154V249H156ZM195 248L193 247V250ZM217 248H219V247H217ZM235 248H234V250L236 251L237 248L236 249ZM154 249L152 251L155 252ZM168 249H167V251H168ZM181 249H179V250L182 251ZM208 249H209V247H208ZM220 249H221V247H220ZM220 249H218V250H220ZM109 250H111V248ZM150 250L147 249V251H145V250L144 251L150 253ZM171 250H173V251L175 250L176 253L178 251V250L172 249V248H171ZM190 250H191V248L189 249V251ZM193 250H191L192 254H193ZM196 250H199V249L198 248L195 249L194 254L196 253L195 252ZM205 250H207V248ZM215 250L216 249H214V250L212 249V251H214V252H215ZM218 250H216V251H218ZM242 250H244V248L239 249L238 253L241 252L242 254H244ZM163 251H164V249H163ZM254 251L256 252V249ZM106 252H108V251H106ZM154 252H152L150 254V258L147 255L145 256L146 258L150 259L149 260L150 263L152 261L155 262L154 261L155 258H156V260H158V262H161V263L166 260V259L165 260H159L160 257L162 258V256L159 255L160 257H158V255H157V257H156V254H158V252L157 253H154ZM203 252H206V251H204V249H202L201 253H203ZM207 252H209L208 254L211 253L209 250ZM214 252H212L211 254H213ZM262 252H264V249ZM116 253L117 252L115 250V252L111 253V254L113 255ZM128 253H130V255H128ZM149 253H148V255H149ZM153 253L155 255L153 257H151ZM178 253L176 254L177 256L175 257L176 260L174 258L175 262H173V263H176V262L180 263L181 262V261H177L180 258L179 257L177 259ZM183 253H184V251H183ZM198 253H199V251H198ZM198 253H196L197 256L196 255L195 256L197 257V261L199 262ZM215 253H217V252H215ZM238 253L236 252V255ZM241 253L238 255V257L240 255H242ZM62 254H61V256H62ZM79 254H85L88 258V262H86V263H82V262L79 263V261L77 262L76 260L79 259L78 256L81 257V255H79ZM133 254L135 255L134 256L135 259L133 257ZM181 254L182 253H180V256H181ZM245 254L243 255V259H245L244 258V256H246ZM259 254L256 253V255H259ZM172 255L174 256L173 252H172ZM199 255H200V253H199ZM260 255H259V257H260ZM165 256L168 257V255H166V254H165ZM165 256H163V257H165ZM173 256H171V261H172ZM82 257H85V256H82ZM114 257H112V258H114ZM139 257H141V258L139 259ZM259 257H257V259H256V256L254 255V261L255 262L257 261L256 263L263 262L262 264H264V261H262V259L260 260ZM262 257L264 258V256H262ZM56 258L57 257H55V260L58 259V258L57 259ZM76 258H78V259H76ZM152 258H154V259L152 260ZM241 258H238V262L236 261L237 264H239V259L241 260ZM258 258H259V261H258ZM37 259H36V261H37ZM128 259H130V260H128ZM167 259H168V262H170L169 261L170 258L168 257ZM185 259H186V256H185ZM188 259H189V257H188ZM193 259L196 260L195 258H193ZM59 260H57V261H59ZM79 260L81 261V259H79ZM85 260L86 259L83 258V261H85ZM114 260L116 261V259H114ZM135 260H136V262H135ZM235 260H237V259H235ZM19 261L17 264H20ZM42 261H41V264H42ZM110 261H112V260H110ZM110 261H109V263L111 264ZM149 261L147 259L146 262H149ZM200 261H203V259H200ZM204 261L202 262V264H205L207 262V261H205V263H204ZM24 262H22V263L24 264ZM52 262L54 263V259L52 260ZM121 262H123V263H121ZM144 262H142V263L144 264ZM158 262H156V263H158ZM245 262H246V259H245ZM248 262L250 263V261H248ZM58 263L59 262H57L56 264H58ZM113 263L114 262L112 261V264ZM171 263L172 262H170V264ZM189 263H190V261H189ZM192 263H194V262H191V264ZM208 263L211 264V262H208ZM242 263H244V262H242ZM242 263L240 261V264H242ZM249 263H246V264H249ZM59 264H61V263H59ZM163 264H166V263L164 262ZM198 264H201V263L199 262Z\"/></svg>","mask_w":264,"mask_h":264}]
</instances>
